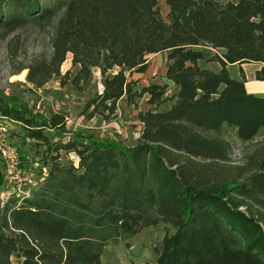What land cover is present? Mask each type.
Segmentation results:
<instances>
[{"label": "trees", "instance_id": "obj_1", "mask_svg": "<svg viewBox=\"0 0 264 264\" xmlns=\"http://www.w3.org/2000/svg\"><path fill=\"white\" fill-rule=\"evenodd\" d=\"M158 1L0 0V37L29 25L52 29L49 57L26 67L34 88L60 76L70 54L76 71L62 85L81 92L99 71L89 118L108 121L122 97L135 107L147 94L152 107L138 112L131 146L78 134L56 144L41 184L0 204V264H100L108 241L159 223L174 233L143 264H264V139L244 166L230 167L227 142L213 136L229 127L249 141L264 129V95L246 91L242 70L235 79L227 69L258 64L254 78L264 81V0H163L166 20ZM163 51L176 92L166 97V85L154 84L137 91L132 74ZM0 115L47 145L44 130H66L62 114L35 115L2 95ZM60 151L78 165L63 163Z\"/></svg>", "mask_w": 264, "mask_h": 264}, {"label": "rangeland", "instance_id": "obj_2", "mask_svg": "<svg viewBox=\"0 0 264 264\" xmlns=\"http://www.w3.org/2000/svg\"><path fill=\"white\" fill-rule=\"evenodd\" d=\"M157 8L162 19L166 20L168 7L163 0L158 1ZM51 34V27L40 28L29 25L17 29L10 35L0 37V95L14 100L16 104L25 105L35 115L48 118L51 113H60L66 121L65 132L44 130L48 145L27 136L26 131L19 124L7 121L10 140L18 146L20 160L22 157L20 171L26 185L24 189L28 194L41 184L44 177L43 170L45 169L48 173L49 156L55 154L54 148L57 143L75 139V135L78 134L92 137L96 141H116L122 146H131L140 135V125L137 122L136 114L138 111L152 108L147 104V94L135 100V107L127 105L125 97H123L122 101L116 104L115 113L108 121L102 120L97 115L89 118L86 103L101 89L99 71L93 72L89 86L81 92L74 91L69 82L62 85L61 76L66 72L71 74L76 71V67L71 64L70 54L66 56L60 66V76L53 77L39 89L27 83L25 80L26 67L34 59L49 57L51 54ZM148 59L149 56H147ZM161 62V60H156L151 63V65H156L157 75L147 77L143 83H150L155 76L158 80L161 79L159 75ZM206 62H211L210 66L214 64L212 61ZM241 66L249 78L252 76V70L259 67L258 64L253 63L241 64ZM241 70L240 67L239 69L230 67V76L238 75ZM116 71L117 68L113 70V72ZM141 88V84L137 83L136 90L139 91ZM173 93V87L166 88V97H170ZM170 104L167 101L160 106V109H166ZM213 136L227 142L230 160L228 165L230 167L244 166L263 141L264 129L249 141L238 139L235 131L229 127H223ZM76 139L77 141H86L80 137ZM59 156L63 163L78 165V158L74 153L60 151ZM0 178L1 204L11 197V194H14L12 193L13 186L8 181L9 175L1 162ZM31 185H33L32 188ZM241 210L244 208L242 207ZM173 233L174 229L170 226L159 223L155 227L141 230L130 238L110 240L101 253L100 264H143L147 261H154L156 253L160 250L163 236Z\"/></svg>", "mask_w": 264, "mask_h": 264}, {"label": "crops", "instance_id": "obj_3", "mask_svg": "<svg viewBox=\"0 0 264 264\" xmlns=\"http://www.w3.org/2000/svg\"><path fill=\"white\" fill-rule=\"evenodd\" d=\"M210 52L212 53L213 51L212 50H209L207 49L206 52ZM169 52L168 51H163V52H159V53H156V54H151L149 55V59L147 60V69L145 70V72L143 73H133L132 74V79L135 80L137 83H140L142 88L143 87H147L151 84H154V85H159V86H162V85H166V88H169V87H173L174 88V93L176 92V87L169 81L166 79L165 77V74H166V69H167V54ZM207 59V58H206ZM162 61L161 64L159 65L160 69H159V75L161 77V79L158 80V78L155 76L150 83H143V81L149 77V76H154V75H157V72L155 71V66L156 65H151V63L153 61ZM151 61V62H150ZM208 60H202V61H199V66L202 67V68H208L210 70H213V71H217L220 66L218 63L214 62L213 66L209 65L211 62H206ZM213 62V61H212ZM231 68H237L239 69V67L242 69L243 73H244V76H245V88H246V91L248 93H252V94H255V95H264V81H256L255 78H254V75H255V71L259 69V67L254 70H252L251 74L252 76L249 78L247 75H246V72H245V69L240 65L238 64H234V65H229L227 66V69L229 71V69ZM230 73V72H229ZM232 78H235V79H240V76L239 74L238 75H234V77ZM149 96L147 95V100H148ZM123 97L117 102V104H119L121 101H122ZM126 100V98H125ZM127 104V102H126ZM128 105V104H127ZM140 112V111H138ZM137 115L138 113L136 114V119H137ZM137 122L139 123V121L137 120ZM140 125V131L142 129V125L141 123H139ZM6 127H7V123H6ZM9 128V127H8ZM10 133V132H9ZM76 166V165H75ZM33 187V185H31V188Z\"/></svg>", "mask_w": 264, "mask_h": 264}, {"label": "built area", "instance_id": "obj_4", "mask_svg": "<svg viewBox=\"0 0 264 264\" xmlns=\"http://www.w3.org/2000/svg\"><path fill=\"white\" fill-rule=\"evenodd\" d=\"M7 119L0 115V162L4 165L8 175L9 183L12 184V193L21 198L28 197V192L25 191L24 179L20 171V155L17 146L10 140V133L6 127ZM44 171V177L47 173Z\"/></svg>", "mask_w": 264, "mask_h": 264}]
</instances>
